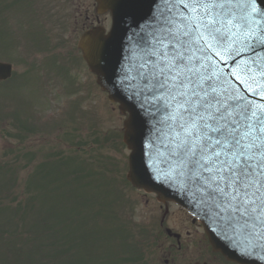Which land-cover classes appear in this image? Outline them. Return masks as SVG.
Here are the masks:
<instances>
[{"label":"rangeland","instance_id":"rangeland-1","mask_svg":"<svg viewBox=\"0 0 264 264\" xmlns=\"http://www.w3.org/2000/svg\"><path fill=\"white\" fill-rule=\"evenodd\" d=\"M32 2L9 13L14 41L0 43L16 73L0 83V264H155L164 210L127 182L126 118L80 64L85 0H60L61 18L45 3L34 17Z\"/></svg>","mask_w":264,"mask_h":264},{"label":"snow or ice","instance_id":"snow-or-ice-1","mask_svg":"<svg viewBox=\"0 0 264 264\" xmlns=\"http://www.w3.org/2000/svg\"><path fill=\"white\" fill-rule=\"evenodd\" d=\"M166 5L153 31L141 35L139 72L141 90L162 101L165 110L173 109L170 101L179 105L167 118L169 133L158 130L170 137L160 144L170 162L164 179L178 182L234 230L264 235V104L225 86L207 56L240 55L235 46L240 35L245 48L264 47V9L257 0H166ZM257 71L264 74V61L246 63L241 72L248 80L241 83L250 81L253 94L264 98ZM246 252L252 255L255 248Z\"/></svg>","mask_w":264,"mask_h":264},{"label":"water","instance_id":"water-1","mask_svg":"<svg viewBox=\"0 0 264 264\" xmlns=\"http://www.w3.org/2000/svg\"><path fill=\"white\" fill-rule=\"evenodd\" d=\"M98 1L102 9L113 12L114 29L108 36L98 29L87 32L79 46L91 70L100 77L99 85L110 93V100L120 103L122 112L130 114V119L125 123V143L133 151L128 179L136 187L158 193L162 200L175 201L199 212L215 248L229 259L241 263L264 264V235L234 230L226 220L212 215L199 204L197 198L181 188L178 182L164 179L170 162L160 144L162 139L166 143L170 137H162L158 130L164 134L169 133L167 118L178 112L179 105L176 101H170L173 109L165 110L162 101L141 90L142 81L139 76L140 65L144 62V45L140 38L147 33V18L159 0ZM257 5L264 9V0H257ZM120 12L122 22L117 20ZM243 39L240 35L235 45L241 48L240 55L233 58L224 54L221 58L210 51L207 53L208 61L215 66L222 82H227L225 86L230 85L249 101L264 104V98L249 89L250 81L241 83V80H248L241 72L246 63L264 61V47L245 48L241 43ZM1 72L4 77H9L11 66L0 64V76ZM254 75L259 85H264V74L257 71ZM252 87L257 88L258 85L253 84ZM252 248H255L254 254H247L246 249Z\"/></svg>","mask_w":264,"mask_h":264},{"label":"flooded vegetation","instance_id":"flooded-vegetation-1","mask_svg":"<svg viewBox=\"0 0 264 264\" xmlns=\"http://www.w3.org/2000/svg\"><path fill=\"white\" fill-rule=\"evenodd\" d=\"M160 208L164 210L161 226L167 225L166 241L161 242L162 256L155 257V264H235L212 250L202 225L184 209Z\"/></svg>","mask_w":264,"mask_h":264}]
</instances>
